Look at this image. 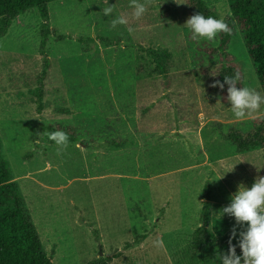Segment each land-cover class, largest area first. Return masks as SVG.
Returning <instances> with one entry per match:
<instances>
[{"label": "rangeland", "instance_id": "obj_1", "mask_svg": "<svg viewBox=\"0 0 264 264\" xmlns=\"http://www.w3.org/2000/svg\"><path fill=\"white\" fill-rule=\"evenodd\" d=\"M203 2L231 20L227 0ZM146 4L134 20L129 0L54 1L44 48L37 9L0 38L1 153L52 264H219L235 224L220 210L239 185L264 176V151L241 152L228 139H248L264 119L236 121L210 86L222 32L197 42L187 0ZM117 15L129 23L112 28ZM229 27L242 85L263 94L239 28ZM149 50L164 57L163 74ZM57 130L69 137L63 151L46 135ZM206 202L217 242L198 250Z\"/></svg>", "mask_w": 264, "mask_h": 264}, {"label": "trees", "instance_id": "obj_2", "mask_svg": "<svg viewBox=\"0 0 264 264\" xmlns=\"http://www.w3.org/2000/svg\"><path fill=\"white\" fill-rule=\"evenodd\" d=\"M54 1L59 0H0V38L8 32L17 17L29 10L37 9L45 21L42 27V46L44 48L49 37V28H45L48 22V6ZM227 1L231 13L229 22H233L240 30L248 58L252 63L254 74L264 94V0ZM187 7L192 15L201 13L205 16H213L203 0H187ZM229 22H227L228 25ZM229 39L228 34L222 32L217 49L221 58L220 69L213 83L215 81L223 83L224 76L240 73L231 62L230 55L227 52ZM148 53L152 57L157 71L163 74L165 71L162 58L164 59V57L159 54V51L149 50ZM45 64L44 76L49 69L48 63ZM240 77V83L242 84L241 73ZM213 88L219 98L227 97V85L224 89ZM228 139L235 143L241 152L255 149L264 151V129H259L248 139H243L234 134L228 136ZM112 146L115 145L112 144ZM205 199L209 201V196L206 195ZM203 212L202 227L195 233V247L198 250L213 246L217 242L216 238L207 230L210 222L209 204L207 202L204 204ZM141 239V242L145 240L144 237ZM222 247H227L225 242H223ZM109 262L108 258H103L93 264H108ZM0 264H52L51 258L46 254L36 228L26 210L21 191L17 183L13 181L9 164L2 157L1 147Z\"/></svg>", "mask_w": 264, "mask_h": 264}, {"label": "clouds", "instance_id": "obj_3", "mask_svg": "<svg viewBox=\"0 0 264 264\" xmlns=\"http://www.w3.org/2000/svg\"><path fill=\"white\" fill-rule=\"evenodd\" d=\"M108 4V0H106ZM129 6L133 9L131 17L139 20L147 12L146 0H129ZM114 11L113 6L103 9V15L110 16ZM129 19L124 15H117L111 21V27L127 25ZM185 26L191 31L192 39L213 41L218 33H231L232 29L223 18L205 16L197 13L189 17ZM133 32L132 27L128 28ZM240 73L232 76H224V81H215L211 87L224 89L227 85V101L236 121L243 122L248 119H264V94L256 88L240 83ZM239 85V87H238ZM48 140L54 142L58 151L65 150L69 145L68 134L62 130L46 133ZM227 215L234 218L235 224L229 237L227 253L218 254L219 264H264V176H260L251 187L243 184L230 196V203L220 210V216ZM237 226L243 228L237 232ZM236 239V244L232 240ZM154 247L162 243L157 238L153 242ZM240 249V254L236 248Z\"/></svg>", "mask_w": 264, "mask_h": 264}]
</instances>
